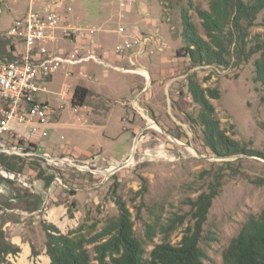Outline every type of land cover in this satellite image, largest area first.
<instances>
[{
    "label": "rangeland",
    "instance_id": "obj_1",
    "mask_svg": "<svg viewBox=\"0 0 264 264\" xmlns=\"http://www.w3.org/2000/svg\"><path fill=\"white\" fill-rule=\"evenodd\" d=\"M52 1L37 0L35 5ZM59 1L61 12L67 0ZM124 1L67 2L72 8L70 23L98 29L96 38L111 51L105 61L112 67L86 63L60 68L40 85L45 91L35 96L49 107L47 123L30 139L37 145L28 141L36 146L37 155L0 152L20 158L8 160L17 172L0 164V238L21 250L6 257L13 264H49L43 223L55 225L62 233L83 225L94 234L118 216L117 199L129 209L147 258L161 242L159 227L174 214L188 213V200L207 192L217 177L221 187L204 224L201 246L207 256L204 264H221L225 247L246 217L264 209V157H216L204 143L198 123L200 107L187 84L188 76L195 75L202 88L217 89L219 99L210 102L220 129L246 150L264 155V90L254 80L259 54L240 65L232 59L228 68H192L188 59L175 58L185 45L179 6L168 9L160 0H132L130 5ZM192 1L208 9L209 0ZM30 2L0 0V38H7L12 22L28 10ZM188 15L205 38L197 14L188 10ZM263 19L264 10L249 29L248 40L264 35ZM119 28L150 40L140 55L142 44L131 40L133 66L130 52L122 58L112 53L125 38L115 33ZM101 37L110 40L105 44ZM116 68L145 70L148 78L139 70L128 73ZM75 86L91 94L81 108L70 104ZM62 90H67L63 98ZM18 143L8 134L0 137L4 145L0 149L10 151ZM36 168L54 176L48 189L37 179ZM72 203L73 219H69L67 209ZM189 219L171 235L172 244L181 240ZM147 226L154 228L152 241L147 240ZM31 248L37 257L31 255ZM87 248L93 256V247Z\"/></svg>",
    "mask_w": 264,
    "mask_h": 264
},
{
    "label": "trees",
    "instance_id": "obj_2",
    "mask_svg": "<svg viewBox=\"0 0 264 264\" xmlns=\"http://www.w3.org/2000/svg\"><path fill=\"white\" fill-rule=\"evenodd\" d=\"M160 1L168 9L180 7L185 45L175 52L176 59H188L192 68H228L232 59L236 61L235 65H240L248 62L253 55L259 54L254 61V80L264 90V35L256 34L248 40L249 29L255 25L257 15L264 10V0H209L207 10L195 6L192 0ZM183 1H186V5L181 4ZM188 10L194 11L201 20L205 38L197 32ZM262 25L264 26V19ZM6 37L0 38V62L16 61L19 58L16 44L7 34ZM249 43L251 45L247 48ZM232 45H235L233 51ZM187 84L192 100L200 107L198 123L202 128L204 143L216 157H264L260 152L241 147L220 129L210 102V99H219L217 89L202 88L195 75L188 76ZM90 95L87 88L75 86L70 100L71 106H85ZM31 149L35 150L36 146L28 143L26 150ZM8 160L20 158L0 155V164L10 172H17ZM35 170L37 179L48 189L54 176H46L41 169ZM220 187L221 181L217 177L209 185L207 192L199 194L194 200H188V213L174 214L168 218L159 227L161 242L154 245L147 258L144 243L135 235L131 213L120 199L115 201L118 216L108 219L104 227L94 234L85 230L83 225L62 233L55 225L43 223L45 254L50 260L49 264H204L207 256L201 246L204 238L203 227ZM74 208L72 203L67 209L69 219H73ZM188 217L191 224L185 228L178 244H172L171 235L187 222ZM153 230L154 228L147 226L148 241H152ZM88 246L93 247V256ZM20 252L18 246L0 238V264H13L6 257ZM31 255L38 256L34 248H31ZM221 264H264V209L258 214H249L246 217L238 233L225 247Z\"/></svg>",
    "mask_w": 264,
    "mask_h": 264
},
{
    "label": "built area",
    "instance_id": "obj_3",
    "mask_svg": "<svg viewBox=\"0 0 264 264\" xmlns=\"http://www.w3.org/2000/svg\"><path fill=\"white\" fill-rule=\"evenodd\" d=\"M36 1L31 0L28 10L16 18L7 30V36L16 44L19 58L13 62H0V137L8 134L19 142L10 151L0 149V152L17 156L37 155L35 150L27 151L26 147L38 127L48 121V105L35 98L36 94L45 91L40 86L42 83L50 80L60 68L86 63L112 67L105 61L111 51L102 47L96 38L98 29L92 25L77 26L69 22L68 14L72 8L67 2L73 0H67L61 12L59 8L62 2L59 0L42 5H35ZM115 33L125 37L112 52L118 58L133 50L131 40L143 46L138 55L144 53L146 43L150 41L140 33L131 35L124 28H119ZM132 54L130 52L128 58L133 66ZM116 70L137 73L139 69ZM139 72L142 73V70ZM79 74L86 77L81 70ZM66 93L67 90H62L61 97ZM0 147L4 145L0 144Z\"/></svg>",
    "mask_w": 264,
    "mask_h": 264
},
{
    "label": "crops",
    "instance_id": "obj_4",
    "mask_svg": "<svg viewBox=\"0 0 264 264\" xmlns=\"http://www.w3.org/2000/svg\"><path fill=\"white\" fill-rule=\"evenodd\" d=\"M124 3L130 5V4H132V0H125ZM110 32H111V31H109V33H110ZM107 38H108V37H101V40H102L101 42H103V43L106 44V43L108 42V39H109V38H108V39H107ZM109 40H110V39H109ZM91 77H92V76H91ZM91 80H92V78H91ZM94 81H96L95 78H94ZM33 141H34V140H32L31 142H33ZM33 143H35V145H37L36 142H33Z\"/></svg>",
    "mask_w": 264,
    "mask_h": 264
},
{
    "label": "bare ground",
    "instance_id": "obj_5",
    "mask_svg": "<svg viewBox=\"0 0 264 264\" xmlns=\"http://www.w3.org/2000/svg\"><path fill=\"white\" fill-rule=\"evenodd\" d=\"M141 75H145L146 76V78H148V75H147V73L144 71V70H142V73H141Z\"/></svg>",
    "mask_w": 264,
    "mask_h": 264
},
{
    "label": "water",
    "instance_id": "obj_6",
    "mask_svg": "<svg viewBox=\"0 0 264 264\" xmlns=\"http://www.w3.org/2000/svg\"><path fill=\"white\" fill-rule=\"evenodd\" d=\"M115 170H118V169H115Z\"/></svg>",
    "mask_w": 264,
    "mask_h": 264
}]
</instances>
